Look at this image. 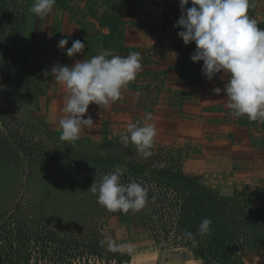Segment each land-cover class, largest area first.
<instances>
[{
    "label": "trees",
    "instance_id": "obj_1",
    "mask_svg": "<svg viewBox=\"0 0 264 264\" xmlns=\"http://www.w3.org/2000/svg\"><path fill=\"white\" fill-rule=\"evenodd\" d=\"M27 1L0 0V7L7 3L18 8ZM57 5L67 8L68 0H57ZM6 13L7 17L12 14L9 10ZM10 62L9 58L5 65ZM3 103L0 264H96L116 259L114 252L100 245L99 230L118 216L143 228L157 247L183 248L200 264H247L246 248L264 249V201L257 204L253 193L245 191L222 195L202 179L187 175L183 150L154 146L148 158L138 156L137 151L136 157L129 158L123 152L113 163L112 159L77 157L78 151L73 155L60 149L56 160L55 152L29 145L14 130L5 128L10 121L4 120L6 111L16 101L8 97ZM6 104L10 109L4 107ZM116 166L125 169L122 182L135 180L148 189L149 203L142 211L110 212L88 191L95 179L99 183ZM205 217L213 222L212 233L200 236L198 228ZM185 231L194 234L198 241L195 247L184 237Z\"/></svg>",
    "mask_w": 264,
    "mask_h": 264
},
{
    "label": "crops",
    "instance_id": "obj_2",
    "mask_svg": "<svg viewBox=\"0 0 264 264\" xmlns=\"http://www.w3.org/2000/svg\"><path fill=\"white\" fill-rule=\"evenodd\" d=\"M171 1L139 0L140 14L109 17L108 23L93 20L95 29H73L70 36L63 28L55 40L79 39L85 44L83 53L72 57L74 64L104 50L121 56L132 51L141 54L143 69L123 91L122 99L107 109L91 104L108 126L104 136L126 132L128 123L142 122L150 112L157 137L172 142L174 149H186L191 174L207 187L225 196L235 191L264 194V122L234 118L226 94L213 92L224 88L227 77L222 80V72L208 81L202 74L203 61L191 60L195 42L186 45L178 36L183 29L175 25L182 13L179 4ZM249 15L264 29V0H252ZM56 60L61 62L60 53ZM66 94V88L56 93L51 112L63 113Z\"/></svg>",
    "mask_w": 264,
    "mask_h": 264
},
{
    "label": "clouds",
    "instance_id": "obj_3",
    "mask_svg": "<svg viewBox=\"0 0 264 264\" xmlns=\"http://www.w3.org/2000/svg\"><path fill=\"white\" fill-rule=\"evenodd\" d=\"M57 0H33L29 11L43 20L55 8ZM179 0L181 16L175 25L183 30L178 32L186 45L195 42L191 55L193 62L203 61L202 74L212 81L218 73L227 77L224 88L216 87L213 92L225 93L227 108L234 118L247 117L253 122H264V29L249 15L252 0ZM71 34V33H69ZM68 39L58 42L59 49L73 57L83 53L85 44L77 39L67 47ZM142 56L132 51L126 56L104 50L90 59L77 61L72 66L56 64L51 71H44L47 77L67 89L64 97L63 115L58 124L60 139L73 143L80 139L84 130H93L98 125L87 115L93 103L107 109L110 104L122 99L123 91L136 80L142 71ZM158 135L152 113H145L142 122L127 124L126 132L119 135L124 147L130 144L144 158L153 155L152 149ZM125 169L116 166L114 171L96 179L90 189L97 202L110 212L123 214L138 213L149 203V191L141 183L132 180L122 182ZM212 220L203 218L198 232L200 236L211 235ZM184 237L191 240L193 247L198 241L192 232L185 231ZM100 245L111 252L129 253L134 245L117 242L112 237L100 241Z\"/></svg>",
    "mask_w": 264,
    "mask_h": 264
},
{
    "label": "rangeland",
    "instance_id": "obj_4",
    "mask_svg": "<svg viewBox=\"0 0 264 264\" xmlns=\"http://www.w3.org/2000/svg\"><path fill=\"white\" fill-rule=\"evenodd\" d=\"M137 2L139 0H68L67 8L57 5L54 11L43 20L29 11L33 0L21 3L18 8H15L14 4L7 3L4 4V7H0V77L2 78L0 79V104H4L3 102L8 97L14 98L16 101L12 109L7 104L4 106L10 109L6 111L8 115L4 117V120L10 119L9 124H5V128L14 130L18 136L23 138L22 141L29 145L42 146L55 153L60 149L68 154L78 151L80 156L77 155V157L86 156L103 161L112 159V162L121 158L123 152L129 158L136 157L135 147L130 145L124 147L119 142L120 133L125 132H114L112 136H108L107 133L104 136L108 126L104 125L101 114H96L95 110L97 109L92 105L89 106L88 113L84 118L91 115L94 123L98 124L96 128L91 131L84 130L76 142L62 141L58 120L63 113L57 115V113L51 112L49 107L56 93L65 87L55 83L53 76L46 77L44 71L50 72L56 64L74 65L72 57L67 56L66 49H59V41L55 40L57 34H63V28H67L69 33L77 28L90 30L95 29L93 20L108 23L109 17L115 19L120 15L140 14V11L137 10ZM171 2H174V6L179 4L178 0ZM8 10L12 12V14L9 13V17L6 13ZM46 37L51 40H47ZM52 40L53 42H51ZM71 44L72 42L67 47L70 48ZM2 53L4 54L2 55ZM58 53L61 55V62L56 60ZM9 58L11 62L7 66L5 63L9 61ZM9 86H12L13 91L8 90ZM55 106L58 107V105ZM133 122L135 121L133 120ZM21 130L27 133L22 135ZM168 142L170 141L157 137L154 146L158 150L174 149L170 147L174 146L173 143ZM100 144L107 145L99 147ZM198 151L200 152V150ZM183 152L185 153L186 149ZM55 153H51V155L53 154L54 158L58 160L59 157ZM186 157L185 172L187 175L193 176L189 168L190 157L188 155ZM227 193L230 194V192ZM245 193L249 194L250 191H245ZM253 197L257 199V204L264 201V194L253 193ZM99 233L102 240L112 237L118 243L133 244L134 251L131 253L127 251L114 252L116 259L112 258L108 262L101 261L96 264H200L183 248L157 247L148 232L135 226L124 216H118L105 223ZM244 258L247 264H264V249L258 246L248 247L245 249Z\"/></svg>",
    "mask_w": 264,
    "mask_h": 264
}]
</instances>
